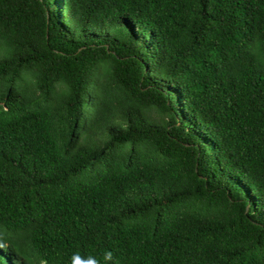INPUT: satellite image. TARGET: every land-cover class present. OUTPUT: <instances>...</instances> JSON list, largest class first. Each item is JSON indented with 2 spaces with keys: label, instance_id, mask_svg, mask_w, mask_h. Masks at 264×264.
<instances>
[{
  "label": "trees",
  "instance_id": "trees-1",
  "mask_svg": "<svg viewBox=\"0 0 264 264\" xmlns=\"http://www.w3.org/2000/svg\"><path fill=\"white\" fill-rule=\"evenodd\" d=\"M90 258L264 264V0H0V264Z\"/></svg>",
  "mask_w": 264,
  "mask_h": 264
},
{
  "label": "clouds",
  "instance_id": "clouds-1",
  "mask_svg": "<svg viewBox=\"0 0 264 264\" xmlns=\"http://www.w3.org/2000/svg\"><path fill=\"white\" fill-rule=\"evenodd\" d=\"M105 256H106L107 260H111V258H112L111 252H107L105 254ZM88 264H99V261L96 260L95 258H90L89 261H88Z\"/></svg>",
  "mask_w": 264,
  "mask_h": 264
}]
</instances>
